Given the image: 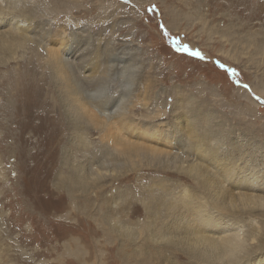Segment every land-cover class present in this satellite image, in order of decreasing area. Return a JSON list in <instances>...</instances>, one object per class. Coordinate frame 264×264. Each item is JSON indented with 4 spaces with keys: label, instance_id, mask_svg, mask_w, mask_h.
<instances>
[{
    "label": "rangeland",
    "instance_id": "1",
    "mask_svg": "<svg viewBox=\"0 0 264 264\" xmlns=\"http://www.w3.org/2000/svg\"><path fill=\"white\" fill-rule=\"evenodd\" d=\"M0 5V264H264V0Z\"/></svg>",
    "mask_w": 264,
    "mask_h": 264
},
{
    "label": "bare ground",
    "instance_id": "2",
    "mask_svg": "<svg viewBox=\"0 0 264 264\" xmlns=\"http://www.w3.org/2000/svg\"><path fill=\"white\" fill-rule=\"evenodd\" d=\"M1 6V5H0ZM3 7V6H2ZM1 7V8H2ZM3 9V8H2ZM3 10H6L5 9V6H4V9ZM2 10V11H3ZM8 13V12H7ZM2 16V15H1ZM14 32V31H13ZM72 47V46H71ZM74 49V48H73ZM70 52H74L72 55H74V57L76 58V59H78V58H80V57H82L83 55H82V52L80 53V55H82V56H77L78 54H76L77 52L76 51H73L71 48H70V51H69V56H70ZM66 54L68 55V52H66ZM80 64V63H79ZM101 90H102V88H101V83H98V85L96 84L95 85V89L93 90L92 89V92L94 93V96L95 95H98L99 94V98H100V94H101ZM85 92H87V91H85ZM103 96V95H102ZM98 97V96H97ZM108 104V103H107ZM116 108L117 107H115L111 112H110V114H114V112H116V111H114V110H116ZM99 119V118H98ZM97 121V120H96ZM125 122V121H124ZM98 123H99V121H98ZM98 123L96 122V124L98 125ZM110 123V122H109ZM106 124H108V122L106 123ZM105 124V125H106ZM107 126V125H106ZM113 126V125H112ZM99 127H100V125H99ZM108 134H109V131H108ZM106 135V134H105ZM111 135H113V134H111ZM115 137V136H114ZM150 137V136H149ZM123 138V137H122ZM117 139V138H116ZM153 139V138H152ZM126 144V143H125ZM153 152H155V150L153 151ZM98 167V166H97ZM107 175V176H112L113 174L111 173V172H108V171H105V172H100V175ZM244 178H245V176H244ZM91 180V179H90ZM243 180V179H242ZM223 225V224H222ZM233 236V235H232ZM235 236V235H234Z\"/></svg>",
    "mask_w": 264,
    "mask_h": 264
},
{
    "label": "snow or ice",
    "instance_id": "3",
    "mask_svg": "<svg viewBox=\"0 0 264 264\" xmlns=\"http://www.w3.org/2000/svg\"><path fill=\"white\" fill-rule=\"evenodd\" d=\"M190 54L191 55H194V56H200V53L199 52H191ZM244 87H247V85H245Z\"/></svg>",
    "mask_w": 264,
    "mask_h": 264
}]
</instances>
